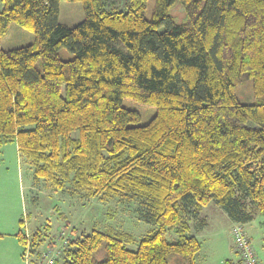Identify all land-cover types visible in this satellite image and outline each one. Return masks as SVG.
<instances>
[{"label":"trees","instance_id":"trees-1","mask_svg":"<svg viewBox=\"0 0 264 264\" xmlns=\"http://www.w3.org/2000/svg\"><path fill=\"white\" fill-rule=\"evenodd\" d=\"M60 1L0 0V35L10 23L36 35L0 48V152L15 143L53 192L135 201L156 227L134 250L126 232L66 238L53 264H198L191 228L208 203L243 229L264 215V101L234 92L249 78L264 98V0H65L82 3L74 26L59 22ZM123 98L156 112L137 124ZM23 222L15 236L37 264L46 232L26 236Z\"/></svg>","mask_w":264,"mask_h":264},{"label":"rangeland","instance_id":"rangeland-1","mask_svg":"<svg viewBox=\"0 0 264 264\" xmlns=\"http://www.w3.org/2000/svg\"><path fill=\"white\" fill-rule=\"evenodd\" d=\"M108 8L126 9L124 0H112ZM177 22H181L179 11L173 12ZM172 13V14H173ZM149 17V13H146ZM84 18L83 6L80 1L61 0L58 20L67 26H74ZM36 42L33 31L27 30L16 23H10L8 30L0 35V48L11 49ZM62 59H71L73 54L61 49ZM234 92L242 103H259L264 98L253 93L252 81L244 79L237 84ZM122 105L139 112L137 124H145L155 114L154 106L140 104L130 98H123ZM23 219L22 232L31 234L35 230L46 232L39 250L41 255L50 250L51 254L60 244L58 236L63 238L89 233L91 230L105 232H126L133 236L134 241L126 244L129 249H136L138 241L144 234L156 227L140 218L138 204L135 201L121 202L113 199L108 202L96 198L69 197L65 192H53L44 181H35L31 165L23 161L17 152L15 143L3 145L0 152V264H28L35 255L27 256L25 246L20 244L15 234L19 230V220ZM49 224V230L43 229ZM233 221L214 202L208 203L193 220L197 227V239L201 248L196 255L198 264H242L238 255L232 250L231 227ZM75 229V230H72ZM251 244L259 261L264 264V215L258 214L252 221L244 224ZM176 238L174 230H169L167 239ZM49 242H53L50 244ZM59 254L57 255V257ZM52 257V256H50ZM56 257V258H57ZM97 260L103 258V252L95 255ZM185 260L174 254L169 264H185ZM38 264V263H37ZM42 264H45L43 262Z\"/></svg>","mask_w":264,"mask_h":264},{"label":"built area","instance_id":"built-area-1","mask_svg":"<svg viewBox=\"0 0 264 264\" xmlns=\"http://www.w3.org/2000/svg\"><path fill=\"white\" fill-rule=\"evenodd\" d=\"M231 237H232V248L233 251L238 255L242 264H262L257 256L256 251L254 250L249 236L246 231L243 229V226L237 223H234L231 227ZM60 239V244L57 249L53 251L52 255L51 251H46L43 256H41V260L38 264H53L55 258L58 254H60L62 248L66 244V239L63 238V234L58 236ZM29 245L26 246V255H28ZM52 256V257H50Z\"/></svg>","mask_w":264,"mask_h":264},{"label":"crops","instance_id":"crops-1","mask_svg":"<svg viewBox=\"0 0 264 264\" xmlns=\"http://www.w3.org/2000/svg\"><path fill=\"white\" fill-rule=\"evenodd\" d=\"M17 149V148H16ZM196 231H197V227H195L194 225H192V228H191V232H192V234L195 236V237H197L196 235H197V233H196ZM6 232H3V233H0L1 235H3V234H5ZM251 238V237H250ZM231 247H232V244H231ZM239 259V258H238Z\"/></svg>","mask_w":264,"mask_h":264}]
</instances>
